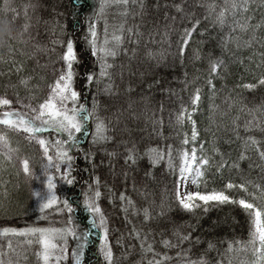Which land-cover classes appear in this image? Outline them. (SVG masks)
Masks as SVG:
<instances>
[{
	"label": "trees",
	"instance_id": "obj_1",
	"mask_svg": "<svg viewBox=\"0 0 264 264\" xmlns=\"http://www.w3.org/2000/svg\"><path fill=\"white\" fill-rule=\"evenodd\" d=\"M3 2L0 0V5ZM209 3L210 0H136L128 5L131 11L127 17L120 15L123 6L107 8L109 34L113 27H119L121 19H126L125 28L136 25L141 35L138 43H132L125 33L118 55L107 58L112 65L111 80L107 82L112 87L105 90L107 78L85 83L88 72H99V62L85 39L88 17L98 7L99 0H11V6L21 13L17 27L25 19L23 6L30 5L28 33L33 39L23 45L13 42L14 47L22 48L25 53L23 56L15 53L16 61L23 63L20 72L11 62L0 63V95L13 101L8 107L31 115L25 105L35 107L44 99L63 67L58 57L64 47L54 41L66 40L71 35L78 57L73 63V87L80 94L77 107L82 103L91 110L95 99L94 115L104 120L107 135L111 136L109 140L93 142L90 133L94 120H89L88 134L76 133L79 144L70 151L74 157L73 183L56 178L57 196L61 200L67 198L73 205L77 232L90 229L81 264H108L99 252L100 230L91 228L89 214L83 206L85 190L89 185L97 186L94 177L99 178L98 202L107 218L112 264H148L153 258L160 260L159 255L141 248L145 235L155 253L170 257L161 264H183V255H176L181 250L191 259L204 255L208 264H216L217 260L228 264L229 259L231 264H252L255 259L251 249L236 251V242L248 239L250 227L247 214L238 204L209 201L206 210L203 206L187 210L174 198L180 151L190 152L193 145L197 147V156L203 153L210 160L208 166H202L205 176L196 184L198 191L219 189L228 180L238 183L241 178L264 185V160L255 148L244 147V138L254 136L264 149V85L256 84L264 75V0H248L247 11L238 10L235 15L229 12L224 24L216 21V12L225 0H215L216 11L208 8ZM132 11L137 14L133 16ZM8 15L11 17V12ZM249 16L251 20H247ZM246 20L247 30L234 27ZM185 29H191V35L181 54ZM97 31L103 38L102 20L97 21ZM249 37L254 39L246 44ZM37 44L40 48L32 56V48ZM4 51L0 49V55ZM214 61H222L216 73L211 71ZM23 76L31 77L27 84L20 83ZM246 83L256 87L245 88ZM197 88L200 96L193 105L192 96ZM193 107L191 120L186 111L182 122L177 121L182 109L190 111ZM3 110L4 106H0V111ZM192 121L197 132L194 141ZM0 132L8 137L7 144L0 142V228L64 226L67 210L57 213L49 208L41 212L40 201L33 194L45 189L40 145L35 139H28L29 134L23 130L0 124ZM41 134L49 142H54L57 135L66 138L52 130ZM185 137L187 144L183 143ZM129 149L133 150L134 160L125 159ZM149 149L156 151L150 154ZM88 152L92 153L91 158L85 159ZM6 154L12 159L7 160ZM49 154H54L51 147ZM156 156L159 158L153 163ZM25 157L34 175L23 172L20 160ZM222 162H226L225 166L217 172ZM233 164L239 167H232ZM66 166L62 164L61 170ZM121 192L134 204L122 201ZM236 194L241 193L236 190ZM88 195L91 196V191ZM144 206L149 207L148 220L141 211ZM161 211L163 215L158 214ZM134 228L140 231L139 237ZM175 230L190 233V239L180 243ZM164 237L177 246H164L160 243ZM78 242L71 235L67 237L66 258L60 264H75L72 250ZM229 242L233 243L232 252L227 251ZM39 249L37 234H0V259L5 264L9 261L43 264Z\"/></svg>",
	"mask_w": 264,
	"mask_h": 264
},
{
	"label": "snow or ice",
	"instance_id": "obj_2",
	"mask_svg": "<svg viewBox=\"0 0 264 264\" xmlns=\"http://www.w3.org/2000/svg\"><path fill=\"white\" fill-rule=\"evenodd\" d=\"M132 3L135 4L136 0H99L98 7L92 12L88 17V27L85 35L91 52L96 56L99 62V72L93 73L88 72L86 74V84H90L94 79L99 81L101 78H107L105 83V90L112 87L107 81L111 80L110 69L112 65L108 62V57H116L121 50V46L125 40V33H127V38L132 43H138V38L141 33L139 27L136 25H129L125 28L126 19H121L119 21V27H113L111 34H109V24L107 17L105 16V10L112 6H123L120 15L122 17H127L131 11L128 5ZM142 6V5H141ZM30 5L25 4L23 6V15L25 17L24 21L17 27L16 20L20 16V12L17 11L15 7L11 6V0H4L3 4L0 5V13L3 16L0 17V49H4V54L0 55V63L11 62L13 67L17 72H20L23 68L22 62H17L15 53L19 52L20 55H25L22 48L14 47L15 44H27L28 41L33 38L28 33L30 27V21L28 19L27 9ZM179 7V5H177ZM217 5L215 0H210L208 8L211 11H216ZM248 9V0H243V2H238V0H225L223 6H219V11L216 12V21L220 24H224L226 16L229 12L235 15L237 11L246 12ZM11 12V17L8 13ZM133 16L136 15L134 11L131 13ZM252 17H247V20H251ZM103 21V38H100L97 31V21ZM247 20L243 23H237L234 27H239L241 29L247 30L249 24ZM198 23V21H197ZM195 25H193L194 27ZM259 27V25H257ZM191 35V29H185L182 35V43L180 46V53L184 51V45L188 43V38ZM136 37V39H133ZM254 37H249L246 44H251ZM54 43L63 45L64 50L58 57L63 61V67H61L58 72L53 84L49 85V92L47 96L40 100L35 107L31 104L25 105L29 108L31 115L23 113L20 109L10 108L13 101L4 95H0V106H4L5 110L0 112V124L13 128L15 130H23L28 133V139H35L42 149V156L44 161L42 162V169L44 172L43 183L45 189L42 191H35L33 194L40 201V210L44 212L45 209L52 208L55 212L60 213L65 210L69 213L67 217V223L62 227H33L28 226L24 228L16 227H3L0 228V234H37L39 237L40 249L38 251V256L43 264H59L62 258H66L67 254V237L69 235L76 238L79 242L72 250V255L74 257L75 264H81V260L84 256V248L87 244V237L89 235L90 229H84L82 232L78 233V226L73 223V205L69 202L67 198L60 199L56 192V178L63 180L68 184H72L74 177L71 176L72 161L74 157L70 154L73 147H77L79 144V139L76 133H82L83 135L88 134V121L94 120V128L91 130V136L93 142H99L111 139V136L107 135V126L102 118L95 116L96 103L93 100V107L91 110L85 104H79L77 107V102L79 99V92L73 87V78L75 70L73 68V63L78 60L77 53L74 47V40L71 35L67 37L66 40H56ZM40 48V45H35L32 48L31 55H36V50ZM125 52L128 49H123ZM135 52V49L132 50ZM151 54V53H149ZM264 55V54H262ZM222 61H214L211 64V71L213 73L217 72V68ZM10 72L11 69H8ZM30 76H23L20 83L27 84L30 81ZM211 83V81H209ZM256 84L264 85V75H261ZM256 84L246 83L243 87L252 89L256 87ZM18 95V94H17ZM200 96L199 88L195 89L192 96V104L195 105ZM17 103H20L17 100ZM264 110V109H262ZM186 111L188 112V119L191 120V111H195L193 107L190 111L186 108L182 109L178 116L177 121L182 122L185 117ZM192 140L194 141L197 132L195 129V121H192ZM52 130L58 134L65 135V139H61V135H57L54 142H49L45 136L41 133ZM0 142L5 144L8 143V137L4 132H0ZM188 140L185 137L183 143L187 144ZM249 146L255 148L261 160H264V149L260 147V141L254 136H246L244 138V147L247 149ZM50 147L54 152L53 155L49 154ZM170 149V146H169ZM202 149V144H201ZM149 153H153L155 149H149ZM218 151V149L216 150ZM92 153H85V159H90ZM245 153L242 151L240 158H244ZM7 160H11V155L5 157ZM133 150H128V155L125 157L126 160H134ZM159 156L153 158V163ZM180 163L178 166V175L176 178L175 185V195L174 198L178 204L187 210H193L197 207L203 206L205 210L208 207V202L213 201L216 203H233L238 204L242 210L247 214L249 218V233L248 239L246 241L236 242V251L241 249L247 251L251 249L255 259L252 264H264V185L253 182L252 180H245L241 178L238 183H234L232 180H228L226 183L217 189L213 188L211 191H185L181 195L180 183L184 181L185 183L189 178L199 185L201 180L204 179L205 171L202 166H208L210 160L207 156L203 155L197 156V147L193 145L191 151L188 149H182L180 151ZM23 172L26 175H34L32 169L30 168L28 158H21L20 160ZM226 162H222L217 167V172L225 166ZM66 164L67 166L61 170V165ZM169 166L172 165L171 155L169 150ZM232 167H239L238 164H233ZM94 182L97 185L93 188L92 185L88 186L85 190L83 196V206L86 209L88 215V220L90 221L91 228H98L101 235L99 236V252L108 262L112 264L113 252L111 245L108 241V223L101 206L99 204V198L101 196V191L99 188V178L94 177ZM251 188V191H249ZM236 190L240 191V195L236 194ZM91 191V196L88 192ZM111 198V197H109ZM120 199L122 201L126 200L129 205H133L134 202L130 197H126L124 192L120 193ZM199 202H203L201 205ZM123 207V204H122ZM160 208H164V202L161 201ZM133 211L136 209L133 207ZM141 211L143 212L144 219L148 220L150 218V211L148 206H144ZM163 215V211L158 213ZM137 237L140 236V231L133 229ZM174 235L178 238V241L182 243L185 240L190 239V233L185 234L179 232V230L174 231ZM60 240L63 243H57ZM160 243L166 247H174L172 242L164 237ZM9 247L11 243L9 242ZM212 245L209 244V248ZM141 248L145 252H153L154 256L159 255L160 260L151 259L148 264H161L162 261L169 260L166 254L155 253L152 242L148 240L147 235L141 240ZM228 252L233 251V243H228ZM176 255L179 257L183 255V264H208L205 260L204 255H200L197 259H191L188 257V253L184 250L177 252ZM0 264H5L3 259H0ZM11 264V261L8 262ZM216 264H224L223 260H217ZM228 264H231V260H228Z\"/></svg>",
	"mask_w": 264,
	"mask_h": 264
},
{
	"label": "rangeland",
	"instance_id": "obj_3",
	"mask_svg": "<svg viewBox=\"0 0 264 264\" xmlns=\"http://www.w3.org/2000/svg\"><path fill=\"white\" fill-rule=\"evenodd\" d=\"M0 112H2V111H0ZM180 189H181V195H183V193L185 191H193V192L198 191L196 189V184L191 180V178H189L186 183L184 181H181V183H180ZM56 242L57 243H63V241H60V240H57ZM59 264H60V262H59Z\"/></svg>",
	"mask_w": 264,
	"mask_h": 264
}]
</instances>
